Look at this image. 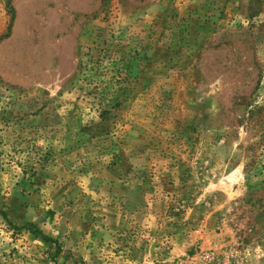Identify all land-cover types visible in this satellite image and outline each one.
Returning <instances> with one entry per match:
<instances>
[{
    "label": "rangeland",
    "instance_id": "rangeland-1",
    "mask_svg": "<svg viewBox=\"0 0 264 264\" xmlns=\"http://www.w3.org/2000/svg\"><path fill=\"white\" fill-rule=\"evenodd\" d=\"M0 264H264V0H0Z\"/></svg>",
    "mask_w": 264,
    "mask_h": 264
}]
</instances>
